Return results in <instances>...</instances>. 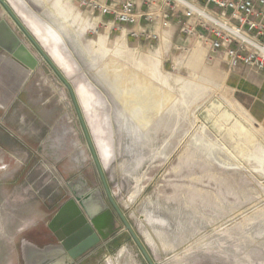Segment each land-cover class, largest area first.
<instances>
[{"label":"rangeland","instance_id":"rangeland-1","mask_svg":"<svg viewBox=\"0 0 264 264\" xmlns=\"http://www.w3.org/2000/svg\"><path fill=\"white\" fill-rule=\"evenodd\" d=\"M7 1L41 18L94 91L103 178L153 263L264 264V123L233 93L235 71L176 30L146 39L95 29L73 0ZM1 19L38 61L0 50V234L23 264L19 243L49 231L79 178L104 189L67 89L0 5ZM114 217L90 263L147 264Z\"/></svg>","mask_w":264,"mask_h":264},{"label":"built area","instance_id":"built-area-1","mask_svg":"<svg viewBox=\"0 0 264 264\" xmlns=\"http://www.w3.org/2000/svg\"><path fill=\"white\" fill-rule=\"evenodd\" d=\"M78 10L110 25L158 39L176 30L209 54L222 59L228 72L239 66L264 71V0H73ZM105 20V22H104Z\"/></svg>","mask_w":264,"mask_h":264},{"label":"water","instance_id":"water-1","mask_svg":"<svg viewBox=\"0 0 264 264\" xmlns=\"http://www.w3.org/2000/svg\"><path fill=\"white\" fill-rule=\"evenodd\" d=\"M0 5L67 89L104 189L103 194L98 188H89L85 180L79 178L81 185L70 187L71 198L58 208L47 224V229L52 233L56 243L43 249H37L29 242L23 241L21 243L23 264H78V260L100 242L109 240L114 232L115 215L119 218L124 231L129 234L147 264H154L112 199L111 192L102 175V170L105 168L97 153L94 139L73 84L46 53L34 34L24 25L8 1L0 0ZM0 50L12 56L29 70H34L38 64L33 54L15 35L7 22L2 19L0 20ZM105 197L111 208L105 202Z\"/></svg>","mask_w":264,"mask_h":264},{"label":"bare ground","instance_id":"bare-ground-1","mask_svg":"<svg viewBox=\"0 0 264 264\" xmlns=\"http://www.w3.org/2000/svg\"><path fill=\"white\" fill-rule=\"evenodd\" d=\"M31 1L34 3V5L36 4L41 6V4L43 3V0H31ZM11 7L20 17V19L23 21L24 25L28 27V29L34 34L38 42L42 45L46 53H48V55L52 58L54 63L57 65V67L68 77V79L73 84L78 100L80 99L79 103L82 107L83 114L85 115V120L87 119L86 120L88 122L87 124H89L90 127H92L90 131L92 133V137L94 138V141L96 142L99 148L100 156L102 158V163L104 166H105V162L110 163L111 150L109 145V138L106 134V131L103 128V121L101 115L97 111L98 104L96 103L95 100L94 91L84 81L81 73L75 67L73 61L65 55V53L62 50V47L59 45L57 37L53 35L51 29H49V27L41 20V18L36 14H34L33 12H31L26 6H24V10L18 6H17L19 8L18 10L14 9L12 5ZM96 25L97 22L95 23V29H96ZM105 26L108 29H110V25H105ZM88 119L90 120L88 121Z\"/></svg>","mask_w":264,"mask_h":264},{"label":"crops","instance_id":"crops-1","mask_svg":"<svg viewBox=\"0 0 264 264\" xmlns=\"http://www.w3.org/2000/svg\"><path fill=\"white\" fill-rule=\"evenodd\" d=\"M232 74L235 80L231 81L230 87L238 101L247 107L255 119L264 123V71H253L239 66ZM23 241L29 242L37 249H43L56 243L50 231L41 232L39 230ZM19 244L21 247V243ZM0 250V264H10L16 252L15 236L5 237L0 234ZM95 255V249H92L78 260V264H91L90 261Z\"/></svg>","mask_w":264,"mask_h":264}]
</instances>
